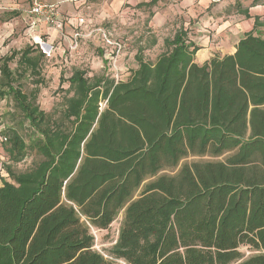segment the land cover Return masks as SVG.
Masks as SVG:
<instances>
[{
	"label": "trees",
	"instance_id": "16d2710c",
	"mask_svg": "<svg viewBox=\"0 0 264 264\" xmlns=\"http://www.w3.org/2000/svg\"><path fill=\"white\" fill-rule=\"evenodd\" d=\"M245 4L264 0L235 4L250 18ZM259 27L256 18L234 54L203 65L180 29L155 63L137 54L126 82L77 70L61 77L72 95L58 113L15 85L26 76L42 84L45 55L27 47L2 57L0 97L13 98L30 137L13 132L9 158L18 163L31 150L41 159L23 173L7 168L11 182L0 177V264H264ZM207 156L216 160L181 165ZM121 212L106 258L92 229L108 231Z\"/></svg>",
	"mask_w": 264,
	"mask_h": 264
},
{
	"label": "rangeland",
	"instance_id": "374dc122",
	"mask_svg": "<svg viewBox=\"0 0 264 264\" xmlns=\"http://www.w3.org/2000/svg\"><path fill=\"white\" fill-rule=\"evenodd\" d=\"M151 1L72 0L71 10L62 15L65 19H72V24L65 23L62 29H55L56 36L51 42L53 52L50 55H47V46L42 43H47L46 39H42V47L24 37L22 30L13 40L0 47V59L28 46L38 47L37 51L45 55L41 62L42 84H36L37 77L26 76L15 85H20L28 95L34 91L37 104L45 112L58 113L63 110L64 99L72 95L67 94L69 84L61 83V77L68 79L73 72L81 70L91 79L105 76L115 82H126L138 69L137 54L146 62L155 63L167 51L165 41L172 39L180 29L187 30L189 40L199 44L200 51L208 56L209 51H220L221 45H225V41L234 35L235 27L242 19L235 7L239 0H158L154 4ZM74 19H83L84 23L80 25ZM225 25L230 27L224 28ZM77 34L78 46L72 49L76 46ZM118 44L122 49L114 64L110 54ZM219 53L214 55L212 52L210 56L215 57ZM10 67L15 72L17 63L14 62ZM104 106L105 102L102 103ZM13 132H17L27 144L30 143L28 122L24 120L13 98L0 97V177L9 182L11 179L7 168L15 173H23L32 169L41 159L30 150L25 159L13 163L7 150ZM209 160L216 159L208 156L189 157L181 165ZM178 170H166L163 174L173 175ZM123 216L124 212H121L108 231L92 229L94 249L106 258H111L110 250L118 239ZM242 251L246 256L253 254L247 248Z\"/></svg>",
	"mask_w": 264,
	"mask_h": 264
},
{
	"label": "crops",
	"instance_id": "0c3cea01",
	"mask_svg": "<svg viewBox=\"0 0 264 264\" xmlns=\"http://www.w3.org/2000/svg\"><path fill=\"white\" fill-rule=\"evenodd\" d=\"M71 1L72 0H42L45 4L57 5L62 15H65V11L71 10ZM32 4L33 0H0V47H3L7 41L13 40L15 35L24 30L22 35L30 42H32L30 40L31 38H29L30 35L35 37L40 42L43 41L42 39H46L47 43H42L47 46V55H50L51 52H53L51 42L55 39L56 30L42 22H36L35 18L29 14ZM245 5V8H248L250 18H246L243 15L241 16L242 19H240V23H237L234 35L231 36L229 40L225 41V45H221L222 47L220 51H209L208 56L206 53H202L203 51H198L194 58V62L196 64L203 65L209 62L211 58L214 57L213 55L210 56L212 52L214 55L220 52L218 56L221 57L234 54L236 52L237 44L244 37V35L254 31L255 19L258 18L262 23L264 22V5ZM33 22L36 24L35 26L33 25V28H31ZM227 26L230 27V25H225L224 28H228ZM258 31L261 33L262 38H264V27H259ZM197 45L200 46L199 44ZM28 47H33V45ZM33 49L37 51L39 48L33 47Z\"/></svg>",
	"mask_w": 264,
	"mask_h": 264
},
{
	"label": "built area",
	"instance_id": "2783aa9c",
	"mask_svg": "<svg viewBox=\"0 0 264 264\" xmlns=\"http://www.w3.org/2000/svg\"><path fill=\"white\" fill-rule=\"evenodd\" d=\"M29 14L33 16L36 20V22H42L45 25L52 27L54 29H62L66 24H72V19L68 18H63L62 14L59 11V8L57 5L54 4H45L42 2V0H33L32 7L29 11ZM37 22V23H38ZM74 22H77L78 24H83L84 20L83 19H74ZM35 22L32 23L31 28L35 26ZM34 25V26H33ZM78 36L79 34L75 35L76 39V46L73 47L72 49L77 48L78 44ZM30 38L32 41L36 44L41 45V42L38 41L35 37L30 35ZM122 49V46L120 44L115 47V51H112L110 54L111 60H113L114 64L116 63L117 59L119 58L120 51Z\"/></svg>",
	"mask_w": 264,
	"mask_h": 264
}]
</instances>
